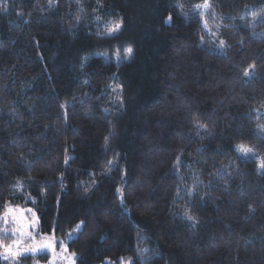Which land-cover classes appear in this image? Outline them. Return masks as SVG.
<instances>
[{"label": "trees", "instance_id": "trees-1", "mask_svg": "<svg viewBox=\"0 0 264 264\" xmlns=\"http://www.w3.org/2000/svg\"><path fill=\"white\" fill-rule=\"evenodd\" d=\"M262 164L264 0H0V254L28 199L77 264H264Z\"/></svg>", "mask_w": 264, "mask_h": 264}, {"label": "rangeland", "instance_id": "rangeland-1", "mask_svg": "<svg viewBox=\"0 0 264 264\" xmlns=\"http://www.w3.org/2000/svg\"><path fill=\"white\" fill-rule=\"evenodd\" d=\"M28 202L25 199L21 204L9 202L6 206L1 224L3 239L11 237L7 244L11 250L3 246L1 258L8 264H77L78 256L69 250L68 243L77 237L82 224L64 237L43 233L40 217Z\"/></svg>", "mask_w": 264, "mask_h": 264}, {"label": "snow or ice", "instance_id": "snow-or-ice-1", "mask_svg": "<svg viewBox=\"0 0 264 264\" xmlns=\"http://www.w3.org/2000/svg\"><path fill=\"white\" fill-rule=\"evenodd\" d=\"M119 27H120V25H119V24H116L115 27H114L111 31H116V30L119 29ZM126 51H127L128 53H131L132 49L129 48V49H127ZM247 74H248V73L245 72V75H247ZM261 166L264 167V164H262ZM4 247H5V249H6L7 251H10V250H11V249H10V246L5 245ZM12 255H16V253L13 252Z\"/></svg>", "mask_w": 264, "mask_h": 264}]
</instances>
